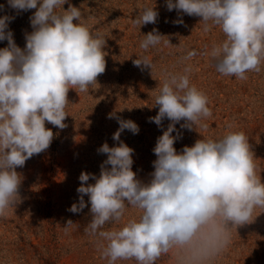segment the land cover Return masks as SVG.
<instances>
[{
    "label": "clouds",
    "instance_id": "clouds-1",
    "mask_svg": "<svg viewBox=\"0 0 264 264\" xmlns=\"http://www.w3.org/2000/svg\"><path fill=\"white\" fill-rule=\"evenodd\" d=\"M7 3L17 13L35 12L30 17L33 30L26 34L23 49L8 30L15 17L0 16V41L7 40V47L0 48V217L20 201L21 176L16 169L46 151L54 139L46 122L61 130L67 126L69 90L89 92L106 70L105 37L80 22V9L69 5L64 10L67 0ZM3 8L0 5V10ZM166 8L200 17L204 32L213 26L221 29L226 40L204 53L215 61L221 75L246 80L247 73L261 71L264 0H166ZM158 15L154 8L144 6L132 22L139 27L155 24ZM174 23L183 24V20ZM143 37L139 47L148 52L165 36L153 29ZM196 55L194 50L188 51L181 60ZM133 64L151 69L152 75L154 65L147 55ZM191 71L188 65L183 73H162L154 103L159 110L149 122L161 127L166 118L171 123L157 138L154 171L148 183L136 178L134 150L120 141L125 129L138 134L139 127L119 117V128L112 137L118 146L109 147L105 142L98 149L107 156L99 176L87 172L79 176V201L68 211L82 212L90 203L91 220L84 230L98 240V250L108 264L129 259L156 264L170 251L175 253L176 264H210L229 246L230 229L252 223L254 211L264 209V182L243 132L228 131L219 139L201 138L180 153L174 148L181 138L176 124L184 121L181 128L188 130L207 128L202 121L212 116L207 95L190 84ZM90 179L95 183L89 184ZM128 206L140 210L139 219L129 220L119 230H104L106 224L121 221ZM73 224L68 220L65 231Z\"/></svg>",
    "mask_w": 264,
    "mask_h": 264
},
{
    "label": "rangeland",
    "instance_id": "rangeland-1",
    "mask_svg": "<svg viewBox=\"0 0 264 264\" xmlns=\"http://www.w3.org/2000/svg\"><path fill=\"white\" fill-rule=\"evenodd\" d=\"M0 5L4 6L0 16L15 17L8 30L23 49L26 34L33 30L30 17L35 9L17 13L7 0H0ZM69 5L80 9V22L105 37L106 70L89 92L69 90L65 109L68 116L64 121L67 126L61 130L46 122V128L54 133L50 147L16 169L21 176L20 201L5 217H0V264H108L98 250V240L84 230L91 220L90 203L79 213L68 209L79 201L81 172L99 176L100 165L107 156L98 149L105 142L109 147L118 146L119 142L112 138L119 128L116 117L138 125V134L125 129L120 141L134 150L132 170L136 178L143 183L151 180L156 159L153 149L171 123L166 118L161 127L149 122L159 110L154 105L155 96L165 70L183 73L190 65V84L207 95L212 111V116L202 121L207 128L182 129L184 121L175 125L181 134L174 143L177 152L201 138L219 139L228 131L243 132L254 153L257 174L264 182V63L259 73H247L246 80L221 75L215 61L204 54L226 40L221 29L213 26L204 32L200 17L175 9L170 12L166 0H67L62 7L67 10ZM144 6L154 8L159 15L155 24L139 27L132 21ZM62 11L57 9L58 13ZM181 18L183 24L174 23ZM153 29L165 37L156 48L144 52L140 42ZM168 40L171 44L166 45ZM4 47L7 40L0 41V48ZM193 50L196 56L181 60ZM142 55L152 60V75L151 69L134 66L133 61ZM109 114H114L113 118H108ZM88 183L95 181L90 179ZM84 200L87 203L88 197ZM140 214L139 209L128 206L121 221L106 224L104 230H119L129 220H138ZM68 220L74 224L66 232ZM253 220L230 229L229 246L210 264H264V209L257 208ZM115 264L137 262L117 260ZM156 264H176L174 251L162 255Z\"/></svg>",
    "mask_w": 264,
    "mask_h": 264
}]
</instances>
